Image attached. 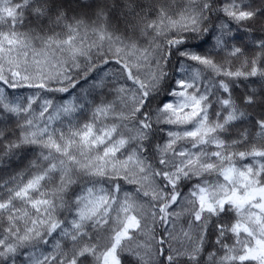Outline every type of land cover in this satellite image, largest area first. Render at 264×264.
Instances as JSON below:
<instances>
[{"label": "snow or ice", "instance_id": "obj_1", "mask_svg": "<svg viewBox=\"0 0 264 264\" xmlns=\"http://www.w3.org/2000/svg\"><path fill=\"white\" fill-rule=\"evenodd\" d=\"M0 264H264V0H0Z\"/></svg>", "mask_w": 264, "mask_h": 264}]
</instances>
